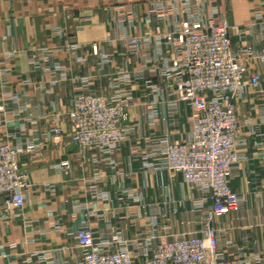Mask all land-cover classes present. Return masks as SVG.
Returning <instances> with one entry per match:
<instances>
[{"label":"crops","instance_id":"obj_1","mask_svg":"<svg viewBox=\"0 0 264 264\" xmlns=\"http://www.w3.org/2000/svg\"><path fill=\"white\" fill-rule=\"evenodd\" d=\"M158 1L168 6L176 3L0 0V106H4V111H0V143H40L39 152L20 158L21 169L31 181L24 209L20 214L11 211L7 219L0 212V264H23L28 258L32 259L31 264H46L38 258L44 252L52 253V264H77L80 251L71 232L82 223L85 206L95 201L98 215H93L89 224L96 235L111 234L114 228L132 222L126 235L134 238L140 229L150 226L153 215L170 224L176 234L201 227L203 210L211 204L208 193L186 182L179 172L146 165L163 157L158 152L151 154L157 151L152 140L168 137L182 142L189 138L193 114L185 103L172 109L165 93L153 95L146 87V79L152 76L144 68V57H156L153 32L156 27L168 30L169 22L180 17H174L170 10L169 20L157 19L152 12ZM216 3L229 23L245 29L252 20L254 6L261 5L264 25V0ZM131 15L132 23L127 20ZM261 28L257 25L252 31L231 33L234 49H264V41L258 35ZM125 30L131 36L150 34V40L139 51L131 52L120 36ZM94 45L110 54V63L101 72L94 70L98 59L93 53ZM40 48L51 52L49 71L31 64ZM165 51L159 59L162 65L170 64L173 58L170 48ZM55 63L69 68L66 79L54 71ZM117 65L132 75L128 88L133 98V130L119 144L115 166L111 167L99 152L90 151L85 158L78 156V146L69 134L67 111L84 77L93 76L97 94H110V77ZM250 70L262 74L264 65L253 60ZM152 78L163 83L159 75ZM235 106L246 145L240 147L243 158L234 165L229 184L240 195L241 206L238 211L215 219L214 225L220 230L219 246L228 258L264 264V86H250L244 96L235 100ZM154 109L156 120L151 117ZM55 113L59 115L57 122L52 118ZM54 126L62 132H51ZM63 160L71 161L68 171L55 167ZM96 172L100 178L92 190L90 180ZM94 193L104 197L95 198ZM198 203L203 207L198 208Z\"/></svg>","mask_w":264,"mask_h":264},{"label":"built area","instance_id":"obj_2","mask_svg":"<svg viewBox=\"0 0 264 264\" xmlns=\"http://www.w3.org/2000/svg\"><path fill=\"white\" fill-rule=\"evenodd\" d=\"M170 10L174 17H180L169 22L168 30L155 28L156 57H144L143 64L152 77L159 75L163 83H156L149 77L146 87L153 95L165 93L167 104L172 109L179 103L192 108L190 135L182 142L168 137L152 140L151 145L157 151L151 154L158 152L163 157L146 165L181 173L186 182L208 193L211 204L203 210L201 227L192 232L176 234L170 224L153 215L149 218L148 228L140 229L134 238H128L126 228L132 222L124 223L119 229L114 228L111 234L94 233L89 221L93 215H98L95 201L85 206L82 223L71 232L80 251L77 264H248L242 258H228L220 248V230L214 225V220L238 211L241 206L240 195L229 184L234 165L243 158L240 147L246 145L235 100L244 96L250 86L260 89L264 86V73L250 70L253 60L264 65V49L256 51L251 46L234 49L231 33L241 34L261 25L258 35L264 41L262 7L254 6L248 29L229 23L216 0H176L174 6L158 1L154 3L152 13L157 19L169 20ZM133 17L129 16L128 22L132 23ZM120 36L131 52L139 51L150 40V34L131 36L127 30ZM167 48L172 50L173 58L170 64L162 65L159 59ZM93 53L98 58L94 70L101 72L110 63V54L102 52L97 45L93 46ZM31 64L49 71V49L40 48L32 57ZM53 69L66 79L68 67L55 63ZM110 79V94L100 95L93 90L92 75L82 78L81 86L71 99L67 116L69 134L78 146V156L85 158L90 151H96L104 156L109 166L114 167V155L119 144L128 139L133 130L130 124L133 98L128 88L133 80L130 71L119 65L115 66ZM154 110L151 117L156 120L157 112ZM0 111H4L3 105ZM58 116L55 113L54 121L59 120ZM51 132L58 135L62 129L54 126ZM39 150L40 143L36 140L0 143V198L3 199L0 212L3 219H7L11 211L20 214L24 209L25 194L31 181L28 173L21 169L20 158ZM55 167L68 171L71 161L63 160ZM99 178L98 172L93 174L90 180L92 190ZM97 196L104 197L94 193L93 197ZM198 204V208L203 207L202 203ZM38 256L46 264L53 263L51 252ZM31 263V258L23 261V264Z\"/></svg>","mask_w":264,"mask_h":264}]
</instances>
